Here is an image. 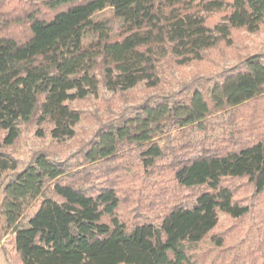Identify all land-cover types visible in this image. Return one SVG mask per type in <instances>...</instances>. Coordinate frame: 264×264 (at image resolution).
Here are the masks:
<instances>
[{"label": "trees", "instance_id": "16d2710c", "mask_svg": "<svg viewBox=\"0 0 264 264\" xmlns=\"http://www.w3.org/2000/svg\"><path fill=\"white\" fill-rule=\"evenodd\" d=\"M105 9L113 19L98 18ZM263 26L264 0H0V181L17 167L3 147L16 141L21 124H48L54 139L73 138L81 113L69 102L100 86L111 92L142 83L156 88L165 66L201 61L213 48L232 46L237 32ZM263 94L264 60L253 55L210 87H196L171 103L147 102L98 132L84 164L113 158L130 145L138 148L145 172L173 175L171 190L148 198L145 210L155 221L131 223L123 209L134 200L128 197L126 205L118 186L109 181L83 189L84 177L38 153L4 187L2 211L15 229L22 263L202 264L213 249L223 252V241L213 234L220 213L238 219L250 211L235 199L229 180L245 179L264 199V138L189 142L180 150L201 146L200 154L177 156L161 168L156 162L164 149L155 138L170 126L204 130L215 111ZM38 197L39 209L17 228ZM205 241L212 246L202 249ZM249 255H236L230 264Z\"/></svg>", "mask_w": 264, "mask_h": 264}, {"label": "rangeland", "instance_id": "374dc122", "mask_svg": "<svg viewBox=\"0 0 264 264\" xmlns=\"http://www.w3.org/2000/svg\"><path fill=\"white\" fill-rule=\"evenodd\" d=\"M220 17L221 14H213L212 20H220ZM98 18L113 19V13L110 9H105L98 14ZM114 24L116 31L119 24L115 21ZM253 55H259L264 60V26L255 33L245 30L237 32L232 46L213 48L201 61L187 66H165L160 74V85L156 88H148L142 83L128 91L111 92L100 86L97 93L88 98L69 102L81 113L73 138L62 141L54 139L48 124L38 125L36 121L21 124L16 141L3 147L15 159L17 167L7 171L0 181V264H23L15 248V229L7 225L2 211L4 187L41 152L67 166L72 175L84 177V181L79 183L83 189H97L109 181L118 186L123 196L127 197L126 205L128 197L134 200L131 207L123 209L131 223L143 218L155 221V214L147 213L145 206L153 194L173 188L171 173L163 170L145 172L140 166L136 146L126 145L113 158L94 164H84L83 154L107 124L135 114L147 102L171 103L174 99L191 93L196 87H210L230 70L240 66L245 58ZM205 126L204 130L191 127L179 129L174 126L166 128L165 134L155 138L164 149L163 158L156 162L157 167L168 165L177 156L184 158L200 154L201 146L180 150L189 142L201 141L215 145L219 141L238 136L245 140L264 138V94L238 107L215 111L206 119ZM4 136L5 132H0V138L3 139ZM229 184L236 188L235 199L248 205L250 211L238 219L220 213L219 223L213 234L223 241L224 251L213 249V253L202 264H230L236 255L243 257L248 252L251 255L242 264H264V199L256 195L245 179L229 180ZM174 189L176 190L175 187ZM178 193L182 197L188 194L179 189ZM42 200V197H38L32 203L17 228L27 226L29 218L39 209ZM135 201L140 203L137 205ZM208 246H212L211 242L205 241L201 247L206 249Z\"/></svg>", "mask_w": 264, "mask_h": 264}]
</instances>
